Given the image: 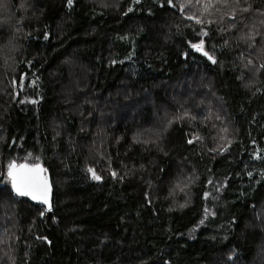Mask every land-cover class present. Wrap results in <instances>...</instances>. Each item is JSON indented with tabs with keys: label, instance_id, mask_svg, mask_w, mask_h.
Listing matches in <instances>:
<instances>
[{
	"label": "trees",
	"instance_id": "trees-1",
	"mask_svg": "<svg viewBox=\"0 0 264 264\" xmlns=\"http://www.w3.org/2000/svg\"><path fill=\"white\" fill-rule=\"evenodd\" d=\"M179 1L8 0L0 52L10 48L15 64L9 72L0 57L1 262L264 264L261 41L248 43L231 0ZM242 8L250 21L264 0ZM201 40L214 64L191 48ZM199 91L222 103L223 148L207 114L162 118V105L176 117ZM13 160L50 172V210L12 191ZM182 177L187 195L172 190Z\"/></svg>",
	"mask_w": 264,
	"mask_h": 264
},
{
	"label": "rangeland",
	"instance_id": "rangeland-1",
	"mask_svg": "<svg viewBox=\"0 0 264 264\" xmlns=\"http://www.w3.org/2000/svg\"><path fill=\"white\" fill-rule=\"evenodd\" d=\"M179 3L183 4V1L180 0ZM185 3V2H184ZM232 3V8L229 11V14L231 18L243 26L245 29V32H250L247 34V41L250 43V45L253 44V41L256 39V37L260 38L261 44L260 47L264 51V11L259 15L255 16L253 12L252 13V18L250 21H248L247 17H243L242 13V0H238V3L236 0H231ZM187 6V4L185 3ZM8 0H0V24H3L5 20H7L6 16L8 14ZM250 11V10H248ZM9 34V30L6 31L5 37ZM1 36V34H0ZM6 46V45H5ZM17 49V48H15ZM2 52H0V57L3 59V68L8 69L9 72L11 71V67L15 64V61H13L14 57L11 55L10 48L4 47ZM11 57V59H10ZM7 73H9L7 70H5ZM10 75H8L6 78H8ZM205 81L206 78L202 77ZM8 83H11V80L8 81ZM197 90L196 87H191L190 86V91ZM212 93V92H211ZM213 94V93H212ZM202 97L200 100L195 105H187L186 108L179 109L178 110V115L174 117V113L171 109L173 105H162L161 109V114L162 118L164 117L168 122L172 121L175 118H180L181 120L184 119H191L193 120H199V115L200 113H204L208 115V118L205 119L207 120V126L213 131L211 141L213 143V146L216 147L217 149L223 148L225 144L227 143V135L230 134L231 129H230V124L228 123L227 119L224 117L222 113V108H219V105H222L219 99L215 96H208L207 91L204 92V94H201L199 91V97ZM175 100V104H176ZM151 129L155 130V125L150 127ZM98 139L100 141V144L105 143L106 137L103 132L99 133ZM193 139L198 140L199 142H204L206 141V137L201 133V132H195L193 135ZM104 141V142H103ZM93 161L96 163V166L98 167L99 170L102 169L104 166V162L101 160L104 159L103 152L101 150L96 151L93 154ZM95 173V171L93 170ZM92 176L93 173L91 172ZM96 176H98L95 173ZM189 182L187 177H182L180 179H176L174 183V187L172 190L176 191L177 194L181 195H187L189 193ZM261 253V257H262ZM262 264L263 259L260 260ZM0 264H6V262H1Z\"/></svg>",
	"mask_w": 264,
	"mask_h": 264
},
{
	"label": "snow or ice",
	"instance_id": "snow-or-ice-1",
	"mask_svg": "<svg viewBox=\"0 0 264 264\" xmlns=\"http://www.w3.org/2000/svg\"><path fill=\"white\" fill-rule=\"evenodd\" d=\"M68 5L71 6L73 0H67ZM138 2V0H136ZM238 3V0H236ZM223 3L227 4L228 0H223ZM168 4L172 5V0H168ZM23 6V5H22ZM174 6V5H173ZM183 8V5L181 6ZM207 8V6H205ZM249 8H243L242 11H248ZM132 11V9H129ZM194 17H189V19H193ZM197 23H201L199 19H197ZM207 33H205L206 35ZM193 49L198 52H202L204 56H206L209 60L215 63V59L213 56L209 55L207 51H204V42L201 40L199 43L191 45ZM252 61L249 60L248 64H251ZM264 68V64L261 65ZM192 143L191 140L188 141ZM46 171L42 169L39 165H33L31 167L27 165H16L14 162L9 163L7 175L11 182L12 191L18 196H30L33 200H39L43 204H48V195L50 191V186L48 184L47 177L43 176L42 173ZM90 172L93 173V179L99 180L100 177L96 176L92 169H89ZM116 174L113 173V176ZM207 195V193H205ZM50 210V208H49ZM43 215V213H41ZM203 223V221H201Z\"/></svg>",
	"mask_w": 264,
	"mask_h": 264
},
{
	"label": "water",
	"instance_id": "water-1",
	"mask_svg": "<svg viewBox=\"0 0 264 264\" xmlns=\"http://www.w3.org/2000/svg\"><path fill=\"white\" fill-rule=\"evenodd\" d=\"M192 45V44H191ZM192 48V46H191ZM193 49V48H192ZM194 51H196L195 49H193ZM204 51H207L204 47ZM197 53L202 54V52H198L196 51ZM208 52V51H207ZM209 53V52H208ZM210 55V53H209ZM204 56V55H203ZM212 56V55H211ZM207 60H209L206 56H204ZM214 58V57H213ZM215 59V58H214ZM212 64H214L211 60H209ZM15 163L16 165H27L29 167L33 166V165H39L42 169H45L46 171H44L42 173L43 176L47 177V180H48V184L50 186V191H49V195H48V200H49V203L48 204H43L41 201L39 200H33L30 196H20V197H25L27 199H29L30 201L34 202V203H37V204H42L46 207V209L49 210V208L51 209L52 208V200H53V184H52V178H51V174L50 172L46 169V167L44 166V164L42 162H35V163H29V162H26V161H21V162H18V161H15L13 160L11 163ZM7 171H8V168H7ZM7 171H6V174H7ZM8 176V175H7ZM9 178V177H8ZM10 180V179H9ZM11 184V182H10Z\"/></svg>",
	"mask_w": 264,
	"mask_h": 264
}]
</instances>
